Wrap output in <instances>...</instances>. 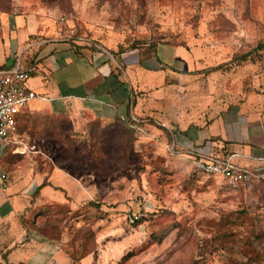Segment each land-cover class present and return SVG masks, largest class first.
Wrapping results in <instances>:
<instances>
[{"label": "rangeland", "instance_id": "374dc122", "mask_svg": "<svg viewBox=\"0 0 264 264\" xmlns=\"http://www.w3.org/2000/svg\"><path fill=\"white\" fill-rule=\"evenodd\" d=\"M0 15L123 56L147 99L132 121L23 117V153L1 164L0 188L18 185L0 193V264H264V194L171 155L162 129L218 103L264 113V0H0ZM140 42L165 67H138Z\"/></svg>", "mask_w": 264, "mask_h": 264}, {"label": "crops", "instance_id": "0c3cea01", "mask_svg": "<svg viewBox=\"0 0 264 264\" xmlns=\"http://www.w3.org/2000/svg\"><path fill=\"white\" fill-rule=\"evenodd\" d=\"M122 57L114 59L104 50L93 52L84 48L76 51L68 41L39 34L38 26L21 17L15 20L0 15V76L2 72L13 71L19 66L26 68L36 63L39 67L38 73L27 82L38 98L31 102L32 111L29 110L30 104L27 106L24 117L30 112L64 115L72 119L91 114L107 122L138 120L147 99L138 89L141 83L139 72L130 75ZM173 57L171 52L169 62H176ZM153 60L163 67L166 65L157 54L156 58L138 67L143 68L152 62L150 69H161L155 68ZM138 64H141L139 59ZM171 71L174 75V70ZM200 117L197 119L199 123H187L186 120L172 123L177 124L175 128L181 132L175 134L171 142L178 155L186 160H192L193 153L230 158L235 166L257 176L246 193L256 197L264 194V113L260 116L245 107L230 109L218 103L205 111L202 120ZM16 185L6 184L0 188V193L10 199ZM36 188L39 190L40 187L35 186L33 190ZM7 201L4 202H9L10 209L5 211L6 214L3 211L5 215L13 208Z\"/></svg>", "mask_w": 264, "mask_h": 264}, {"label": "built area", "instance_id": "2783aa9c", "mask_svg": "<svg viewBox=\"0 0 264 264\" xmlns=\"http://www.w3.org/2000/svg\"><path fill=\"white\" fill-rule=\"evenodd\" d=\"M38 64L33 63L26 68L20 66L10 72H2L0 76V170L1 160L11 150L13 154L23 153L19 142V126L27 106L38 98L27 82L38 73ZM171 155H178L173 145H169ZM195 170L208 175L222 177L235 192H246L250 189L256 175L249 170L235 166L230 158L216 155L205 156L193 153ZM0 179L8 180L1 172ZM137 220V217L135 218ZM135 220H132L134 222Z\"/></svg>", "mask_w": 264, "mask_h": 264}, {"label": "trees", "instance_id": "16d2710c", "mask_svg": "<svg viewBox=\"0 0 264 264\" xmlns=\"http://www.w3.org/2000/svg\"><path fill=\"white\" fill-rule=\"evenodd\" d=\"M70 43L72 44L73 43V41H70ZM73 46H74V48L76 49V51H79V50H82V49H84L85 47H81V46H77V45H75V44H73ZM158 44L157 45H155V44H148V45H143V43H136V44H134L133 46H132V49L133 50H138V54H139V61H140V63L142 64V63H145V62H147V61H149L150 59H152V58H156L157 57V54H158ZM86 49H88V48H86ZM93 51H95L96 49L95 48H91ZM257 49V51H264V41L261 43V44H259L258 45V47L256 48ZM119 53V52H118ZM122 53V52H121ZM113 54V53H112ZM114 56L116 55V57L115 58H118L119 57V55L117 56V54H113ZM122 55V54H121ZM32 114H42V113H32ZM24 117V116H23ZM23 117H22V119H23ZM25 117H26V115H25ZM25 117H24V120H25ZM97 120H99L100 121V119H97ZM121 121H123L124 122V120H121ZM130 121H132V120H130ZM163 129V131L166 133V135H167V137L170 139V143L172 142V140H173V136L175 135V134H178V133H181L179 130H169L167 127H163L162 128ZM21 133V129L19 128V134ZM9 153L11 154V155H13V157H21V154H13V153H11V150L9 151ZM5 159V158H4ZM4 159H2L1 160V164H2V162H4L5 160ZM210 177H213V176H210ZM48 185V183L47 182H44V184L42 185V186H40V188H39V190L42 188V187H45V186H47Z\"/></svg>", "mask_w": 264, "mask_h": 264}]
</instances>
